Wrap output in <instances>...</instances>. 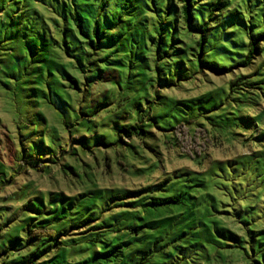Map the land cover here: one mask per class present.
<instances>
[{
  "label": "rangeland",
  "instance_id": "374dc122",
  "mask_svg": "<svg viewBox=\"0 0 264 264\" xmlns=\"http://www.w3.org/2000/svg\"><path fill=\"white\" fill-rule=\"evenodd\" d=\"M0 264H264V0H0Z\"/></svg>",
  "mask_w": 264,
  "mask_h": 264
},
{
  "label": "trees",
  "instance_id": "16d2710c",
  "mask_svg": "<svg viewBox=\"0 0 264 264\" xmlns=\"http://www.w3.org/2000/svg\"><path fill=\"white\" fill-rule=\"evenodd\" d=\"M183 1H185V0H183ZM186 1H188V0H186ZM187 10H188V6H185L184 7V11H187ZM251 43H253V42H251ZM256 50H257V46L252 45L251 49H250V52H249V55L254 54L256 52ZM181 128L183 129V131L187 129V127L184 124H179V125H177L176 127L173 128L174 129V133H175V137H176L177 145L179 143V139H178L179 137H178L177 131L179 129H181ZM198 131H201L203 133L202 130H198Z\"/></svg>",
  "mask_w": 264,
  "mask_h": 264
}]
</instances>
